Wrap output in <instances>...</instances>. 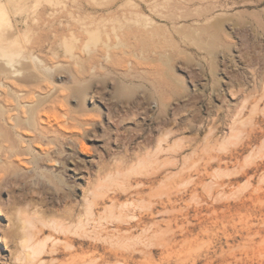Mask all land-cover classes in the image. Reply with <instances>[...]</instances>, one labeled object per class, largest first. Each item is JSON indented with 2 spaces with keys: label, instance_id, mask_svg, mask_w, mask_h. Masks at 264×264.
Masks as SVG:
<instances>
[{
  "label": "rangeland",
  "instance_id": "374dc122",
  "mask_svg": "<svg viewBox=\"0 0 264 264\" xmlns=\"http://www.w3.org/2000/svg\"><path fill=\"white\" fill-rule=\"evenodd\" d=\"M159 67L168 135L114 105L117 74ZM17 231L30 264H264V0H0V264Z\"/></svg>",
  "mask_w": 264,
  "mask_h": 264
},
{
  "label": "bare ground",
  "instance_id": "6f19581e",
  "mask_svg": "<svg viewBox=\"0 0 264 264\" xmlns=\"http://www.w3.org/2000/svg\"><path fill=\"white\" fill-rule=\"evenodd\" d=\"M219 22H221V21H219ZM214 28L216 30H214ZM214 28L213 27L209 28L214 33H212L211 31L209 32V34H207L206 32H203V31L199 32V33L196 32V36H197L196 38L198 40H200V39L204 40V39H206V35H208L207 37L209 39L215 40L217 37L219 38V35H221L220 30H222L221 25H219V24L215 25ZM90 35L93 36V34H90ZM214 40H211L212 42L211 41L209 42L207 40L203 45L208 47L209 49L210 48L214 49L216 46V42ZM11 64H12L11 61L7 62V66H10ZM115 78L117 80L116 81L117 83L114 84V92H113L114 98H115L114 105L116 107H120L121 105H124V104L131 105L133 108H135L134 113H136V114L137 113L140 114V112H138V111H144V114L146 115L145 125H147V126H152V123L148 122L149 120H147V118H148L147 114L152 111L154 114H157L158 117H160L163 120L162 127H160L158 130L162 131V134L165 133L168 135L169 131L165 130L166 124H165V121L163 118L169 112L170 103L171 102L175 103V102H178L180 100V97H181L180 79L174 75L167 73L161 67H159V69H154L153 71L151 70V71L141 72L135 76H133L129 73L117 74ZM110 79H111V75L103 74L100 82L102 85H106L109 83ZM93 87H95L94 81L88 80L86 85H85L83 92L86 93L88 90L92 89ZM70 97H77V95L75 93H71ZM74 115H76L73 118L74 120H81V119H79L81 116L84 115L87 118V116L89 114L86 111H82V112L76 113ZM84 118L82 119L83 121H84ZM125 118L128 119L126 117V115H125ZM31 125L32 124H30V126ZM177 127H178V123H176V128ZM21 129H23V128H21ZM178 132H179V130L176 129L173 132V134L176 135ZM8 134H10V133H8ZM167 139L168 138H166V137L165 138H155L154 136H147L146 138L143 139V145L155 147L156 150H155L154 154H156V156H157L158 154H161L164 151V149H165L164 146L167 143ZM31 141H33V140H31ZM33 142L35 143V141H33ZM150 153H151L150 151H146L144 154H145V156H148V155H150ZM55 154H59L61 156V153H55ZM35 157H37V156H35ZM50 160H52V159H49L48 157H46V158L45 157L44 158L37 157L34 161V157H33V161H34L33 163H35V165L38 167L44 165L47 161H50ZM178 163H179V161L177 160L176 165H179ZM121 169H120V167H116L114 172L118 173ZM17 176H18V174H17ZM40 181H38V182H40ZM62 181H63V179H62ZM62 181H60V180L56 181L57 185H59V187L61 186L60 189L62 187H64L63 186L64 181L63 182ZM41 182H42V185H47V183H48L46 181H41ZM51 183H53V181ZM62 189H65V188H62ZM87 207H89V205ZM87 209H89V208H87ZM90 210H92V208ZM87 212L89 213L90 211H87ZM81 219H79L80 223L82 222ZM55 223L58 224V222H55ZM59 226L62 228L61 225H59ZM80 226H82V225H80ZM41 231H44V230H41ZM14 235H15L14 236L15 241L16 242L18 241L16 244V247L20 250V252L16 255V258H15L16 264H22V263L30 264L35 259V257L37 256L36 254L39 252V251H35L34 246L31 244L32 240H34L36 236L32 235V234H24V233H21L20 231H17Z\"/></svg>",
  "mask_w": 264,
  "mask_h": 264
}]
</instances>
